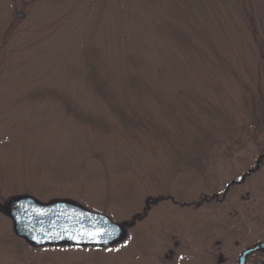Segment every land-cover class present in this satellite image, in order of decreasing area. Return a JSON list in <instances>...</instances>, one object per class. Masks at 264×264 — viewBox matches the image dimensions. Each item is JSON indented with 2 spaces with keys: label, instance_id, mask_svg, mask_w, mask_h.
<instances>
[{
  "label": "rangeland",
  "instance_id": "1",
  "mask_svg": "<svg viewBox=\"0 0 264 264\" xmlns=\"http://www.w3.org/2000/svg\"><path fill=\"white\" fill-rule=\"evenodd\" d=\"M18 195L126 238L30 246ZM165 224L264 241V0H0V264H149Z\"/></svg>",
  "mask_w": 264,
  "mask_h": 264
},
{
  "label": "water",
  "instance_id": "2",
  "mask_svg": "<svg viewBox=\"0 0 264 264\" xmlns=\"http://www.w3.org/2000/svg\"><path fill=\"white\" fill-rule=\"evenodd\" d=\"M18 16L24 17V14L18 12ZM6 211L12 220L15 234L34 247H109L126 237L124 227L68 200L43 203L31 195H18L7 202ZM96 232L103 235L93 236ZM259 248L264 249V242L246 250L240 264H245L247 255Z\"/></svg>",
  "mask_w": 264,
  "mask_h": 264
},
{
  "label": "flooded vegetation",
  "instance_id": "3",
  "mask_svg": "<svg viewBox=\"0 0 264 264\" xmlns=\"http://www.w3.org/2000/svg\"><path fill=\"white\" fill-rule=\"evenodd\" d=\"M158 200L150 197L147 209L155 207L161 201ZM227 231L232 232L233 229ZM182 233L179 228L167 224L157 229L149 248V264H240L246 250L264 242L255 241L251 245L243 246L237 238L217 239L215 224L205 229L197 243L184 233L186 237H181ZM245 264H264V249L259 248L248 254Z\"/></svg>",
  "mask_w": 264,
  "mask_h": 264
},
{
  "label": "snow or ice",
  "instance_id": "4",
  "mask_svg": "<svg viewBox=\"0 0 264 264\" xmlns=\"http://www.w3.org/2000/svg\"><path fill=\"white\" fill-rule=\"evenodd\" d=\"M92 235H93V236H100V235H103V233H101V232H96V233H93Z\"/></svg>",
  "mask_w": 264,
  "mask_h": 264
}]
</instances>
